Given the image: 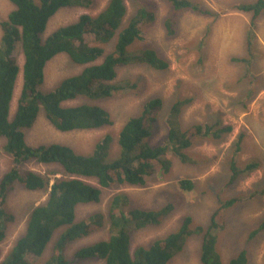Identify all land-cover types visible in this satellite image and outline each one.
Segmentation results:
<instances>
[{
  "label": "trees",
  "instance_id": "obj_1",
  "mask_svg": "<svg viewBox=\"0 0 264 264\" xmlns=\"http://www.w3.org/2000/svg\"><path fill=\"white\" fill-rule=\"evenodd\" d=\"M13 8L5 18L0 17V153L9 157V165L0 176V243L4 240L7 224L13 215L7 205L9 194L16 186L27 191L45 192L46 199L30 210L24 233L14 242L9 254L0 259V264H31L41 257L53 240L47 257L38 264H79L88 260H101L103 264H167L181 251L192 234L191 218L184 217L179 226L162 237L154 239L147 247L139 246L131 252V236L138 230L160 225L174 209L165 203L157 209L128 208V197L115 194L109 203L107 215L92 214L76 219V207L98 203L101 189L111 186H139L157 172V167L166 173L170 167L168 154L180 161H189L185 151L196 139L220 140L232 130L231 125L192 123L183 128L179 116L190 99L175 100L167 113V130L161 144L151 146L146 139L151 135L163 110L164 102L159 96L146 100L139 112L128 118L118 133V151L110 158V135L98 141L91 153L78 154L73 148L61 143H46L32 146L26 141V130L42 113L58 131L93 130L111 125L108 111L94 103L112 95L119 86L113 83L116 68L128 64H145L156 70L167 68L168 62L150 48L130 51L135 41L141 38L143 26L154 20V12L142 0H130L133 10L124 21L126 0H107L95 15L81 14L76 21L55 29L43 38L50 18L61 8H88L93 0H8ZM174 10L211 15V10L195 0H165ZM234 10L250 16V31L246 35L248 55L254 40L255 20L264 10V0L251 3H236ZM216 16V15H215ZM175 20L164 21L168 35H174ZM87 40V38H89ZM115 37L113 49H104L95 42L106 44ZM91 42H93L91 44ZM23 56L21 85L16 105L11 112V101L20 68L16 50ZM57 54H65L71 62L82 66L79 73L59 80L52 89L42 88L46 63ZM99 59L101 61L97 62ZM232 61L251 60L246 56L233 57ZM77 98L88 102L66 105ZM243 134L234 143V153L239 152ZM56 164V171L41 174L26 167V163ZM258 163L251 161L239 168L231 163L229 183L240 175L254 170ZM94 182L95 184H93ZM178 187L190 191V179H180ZM264 193V188L261 190ZM239 197L224 200L210 214L209 223L202 233L200 264H225L216 249L214 233L223 221L224 209L239 201ZM110 233L105 240L77 248L70 257L66 250L74 242L89 236L104 225ZM264 229V220L256 236ZM54 238V239H53ZM1 254V252H0ZM36 258V259H35ZM246 250H242L226 264H247Z\"/></svg>",
  "mask_w": 264,
  "mask_h": 264
},
{
  "label": "rangeland",
  "instance_id": "obj_2",
  "mask_svg": "<svg viewBox=\"0 0 264 264\" xmlns=\"http://www.w3.org/2000/svg\"><path fill=\"white\" fill-rule=\"evenodd\" d=\"M214 14L205 15L190 10H174L165 0H142L154 12V20L141 31V38L134 42L130 51L150 48L168 62L167 68L156 70L145 64H128L116 68L113 83L119 86L112 95L95 101L104 107L112 120L111 125L93 130H56L40 113L33 126L26 130V141L32 146L46 143H61L70 146L78 154H89L95 144L110 135V158L118 151L117 138L122 124L135 116L143 103L159 96L164 102L151 135L146 139L151 146L163 142L167 125L166 116L175 100L190 99L183 107L179 120L185 128L192 123L231 125L230 133L220 140L198 138L185 151L189 161L182 162L168 154L170 167L166 173L157 167V172L147 178L143 187L121 185L101 189L98 203L76 207V219L92 214L107 215L111 198L124 193L128 203L124 209H157L172 203L174 209L160 225L149 226L131 236V252L137 247H147L151 242L174 231L184 217L191 218L193 231L180 252L167 264H200L199 252L203 230L209 223L210 214L224 200L239 197V201L224 209L223 221L215 230L216 249L226 262L242 250H246L247 264H264V229L250 237L264 220V10L255 20L254 40L248 55L246 35L250 31V16L234 10L236 3H251L255 0H195ZM107 0H93L88 8L64 7L49 20L43 38L60 26L77 20L81 14H97ZM126 21L133 10L126 0ZM13 6L8 0H0V17L5 18ZM216 15V16H215ZM175 20L174 35H168L164 27L166 18ZM1 36V30H0ZM87 38V40H89ZM115 37L106 44L91 42L107 53L113 49ZM20 72L11 101L14 111L21 85L23 56L15 52ZM248 57L249 64L232 61L233 57ZM101 61L99 59L97 62ZM82 66L70 61L67 55L57 54L46 63L42 88L52 89L56 83L79 73ZM250 87V88H249ZM256 99V100H255ZM77 98L66 105L88 102ZM243 134L239 152L234 153V143ZM255 161L258 166L246 175H240L229 183L232 162L239 168ZM9 165V157L0 153V176ZM26 167L41 174L56 171V164L26 163ZM59 172V173H58ZM53 176V175H50ZM190 179V191L181 190L177 182ZM95 184L94 182H92ZM47 193L27 191L19 186L9 194L7 205L13 219L7 224L4 240L0 243V259L5 258L14 242L24 233L26 220L32 207L46 199ZM108 226L72 243L66 250L67 257L79 247L105 240L109 237ZM54 239V238H53ZM53 240L43 255L31 264H38L50 253ZM79 264H103L101 260H88Z\"/></svg>",
  "mask_w": 264,
  "mask_h": 264
},
{
  "label": "crops",
  "instance_id": "obj_3",
  "mask_svg": "<svg viewBox=\"0 0 264 264\" xmlns=\"http://www.w3.org/2000/svg\"><path fill=\"white\" fill-rule=\"evenodd\" d=\"M250 88V87H249ZM256 100V99H255Z\"/></svg>",
  "mask_w": 264,
  "mask_h": 264
}]
</instances>
